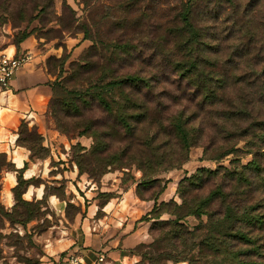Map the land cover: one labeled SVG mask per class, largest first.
Segmentation results:
<instances>
[{
	"label": "rangeland",
	"instance_id": "rangeland-1",
	"mask_svg": "<svg viewBox=\"0 0 264 264\" xmlns=\"http://www.w3.org/2000/svg\"><path fill=\"white\" fill-rule=\"evenodd\" d=\"M186 2L0 0V43L21 47L25 41L32 42L31 55L42 56L54 82L69 78L86 60L94 63L92 71L84 76L96 74L112 55L111 48L100 46L102 41L113 44V49L115 43L124 42L138 47L131 48V54L124 53L121 67L119 62L115 65L123 73L138 72L152 79L153 89L143 94H147L144 98L152 118L159 116L154 119L157 128L147 121L138 124L134 133L117 125L95 105L87 107L82 116L66 118L96 122V137L79 133L82 128L64 133L52 115L47 121L51 136L21 125L23 140L34 146L35 154L51 159L50 175H41L33 183L44 185L47 197L50 195L58 205L21 201L12 213L10 192H2V200L7 203L0 206V264H58L70 253L84 254L87 248L91 253L100 251L96 237L90 233V226L96 225L92 221L102 218L104 206L113 198L119 200L131 187L139 202L124 214L130 226L123 231L119 224L122 218L115 216L102 225V230L106 236L115 237L140 226L146 241L133 247L139 254V264H264V171L255 174L247 168L256 154L264 156V141L253 135L259 131L254 117L260 120L264 115V102L258 103L256 87L259 74L264 77V0H199L194 8L195 23L205 38L201 51L212 56L206 70L214 79L227 82L220 90L221 99L206 106L201 105L200 96L187 90L186 80L179 82L170 63L173 54L164 53L178 40L171 27ZM94 45H99L98 50L89 57ZM241 103L247 105V112L238 115ZM183 107L195 126L191 129L194 141L187 146L170 128L171 115ZM228 115L231 120L225 122ZM46 138L52 144H46ZM98 138L108 143L105 154L113 156L110 165L99 163L89 154ZM225 146L236 151L213 158ZM235 168L245 170L251 179L243 178V183L237 184L230 177ZM203 169L217 171L210 178L203 174L207 177L196 188L189 179ZM71 170L76 172L75 178L70 177ZM4 177L6 185L13 182L11 171ZM235 186L237 191L228 198L237 201L239 212L252 208L253 216L262 217L261 223L238 222L251 242L221 232L224 205L218 199L207 208L210 213L201 216L186 214L185 205H175L183 202L181 194L189 202L217 187L231 192ZM120 202L127 205L125 200ZM30 211L32 219L26 224L8 218L19 214L25 217ZM173 212L184 214L176 226L172 224L177 217Z\"/></svg>",
	"mask_w": 264,
	"mask_h": 264
},
{
	"label": "trees",
	"instance_id": "trees-1",
	"mask_svg": "<svg viewBox=\"0 0 264 264\" xmlns=\"http://www.w3.org/2000/svg\"><path fill=\"white\" fill-rule=\"evenodd\" d=\"M199 0H187L181 11L179 12L178 18L175 20L172 32L178 40H175L172 48H165L164 53H172L174 59L170 60V63L177 71L179 76V82L186 80L185 87L188 91L192 92L195 97L200 96V103L203 106L212 104L217 100L221 99L223 95L221 89L227 84L224 78L214 79V76L211 72L207 71V63H211L212 56H207L202 53L201 49L203 47L204 37L203 31L195 23L194 8L198 4ZM170 33V32H169ZM100 43V42H99ZM99 46V45H98ZM98 46L91 47L90 57L93 56L94 51L98 50ZM100 46L105 48H111L112 55L107 57L106 65H102L96 74L93 76H84L85 73L92 71L93 67H90L94 62L91 60H86V64H80L77 68L74 69L73 74L69 78H65L62 81L54 82L52 81V98L48 104L47 110V121L49 115H52L56 119L57 127L64 133H70L76 131L79 128L82 130L79 131L81 134H90L97 136V130L94 127L95 123L93 122H72L68 121V117H79L85 113L86 108H92L95 105L97 108H100L102 111H106L108 115L116 122L117 125H121L126 131L134 133L136 131L137 125L143 122L149 123L150 126L156 127L154 119H158L159 116H154L152 118L150 115V107L146 105L145 98L146 96L143 93L151 91L154 87V82L148 76H143L138 72H126L123 73L120 71V67L123 65L122 61L124 60V53L131 54V48L139 49L136 46L130 45L128 42L124 43H115L114 49L113 44H106L101 42ZM19 49L20 47L17 46ZM166 49H171L167 52ZM119 62V66L115 63ZM206 63V66L204 65ZM114 63V65L112 64ZM262 73V72H260ZM84 76V78H83ZM107 79V81H105ZM105 81V82H103ZM217 82V83H216ZM257 87V99L258 103L262 104L264 102V77L263 74H259V80L256 84ZM184 88L180 87L179 90L183 91ZM185 91V90H184ZM237 105L239 103H236ZM238 106V115L245 114L247 112V105ZM260 107V105H259ZM244 109V110H243ZM194 114H192L193 116ZM231 115L225 119V122L231 120ZM245 118V117H244ZM193 117L191 114L186 113V108H181L178 111H175L170 117V128L175 132L176 136L179 138L182 145H190L194 141L195 134L191 132V129H195L194 124L192 123ZM254 124L258 126V132H253L256 135L259 141H264V115L261 116L260 120L254 117ZM26 124L27 129L35 128L30 127L25 121L21 122V125ZM21 125L19 127V137L17 141L27 146L31 150V157H41L46 158L48 155L39 156L35 154V148L30 143L23 140V132ZM157 128V127H156ZM257 128H255L256 130ZM254 130V131H255ZM156 131V130H155ZM149 139V136H146ZM108 149V143L106 140L98 138V143L94 144L93 148L89 152L90 156L93 159H97L99 163H106L110 165L113 162V156L105 154ZM235 150L232 146H225V148L218 154V156L213 158H221L225 155L233 153ZM258 151V150H256ZM0 169L3 165L12 166L10 162L7 161L5 153L0 152ZM264 156L255 155L252 162L249 163L248 169H251V173L257 172L260 174L264 171ZM80 166V165H79ZM243 166V165H242ZM81 168V167H80ZM18 170V183L13 188L16 203L12 207V213H15V210L18 208V205L21 201L26 204H30V200L23 198V193L25 192L29 183H32V180L25 179L22 176V170ZM217 170L214 169H203L198 173L191 176L189 182L192 186L199 188L204 179L208 176L210 178L212 173H215ZM203 174L207 176H203ZM249 174V173H248ZM230 177L233 180H237V184L241 185L243 181L241 179L249 180L247 178V173L245 170H238L235 168L230 171ZM202 182V183H201ZM238 187H234L231 192L224 190L222 187H217L208 195L196 199L193 197L189 202L185 194H181L183 202L181 204H175L183 208V205L187 207L186 214H195L201 216L203 213L207 212V208L215 200H220L221 204L224 205V211L221 216V232L224 235H234L235 237L239 236L240 238L246 237V231L242 226L238 225V222H249V223H261L262 217H256L252 215V208L239 212L238 203L236 200L229 199L230 196L237 191ZM1 190V185H0ZM137 191H140V184L138 185ZM240 193V192H237ZM139 194V193H138ZM47 192L45 197L41 200L35 201L39 205H44L46 202ZM142 197V196H141ZM229 197V198H228ZM2 202L0 200V206ZM252 207V206H251ZM1 211L3 209L0 207ZM174 215H177L176 219L172 224L174 226L179 224V220L183 218L184 214L173 212ZM185 214V215H186ZM31 211L26 214L25 217H19L16 215H11L8 218L13 221V223L26 224L32 218ZM169 223V222H168ZM220 228V227H218ZM247 241L248 238H244ZM201 245V243L199 244Z\"/></svg>",
	"mask_w": 264,
	"mask_h": 264
},
{
	"label": "crops",
	"instance_id": "crops-1",
	"mask_svg": "<svg viewBox=\"0 0 264 264\" xmlns=\"http://www.w3.org/2000/svg\"><path fill=\"white\" fill-rule=\"evenodd\" d=\"M33 47V43L30 41L23 42L19 49L12 43H0V58L5 54L11 56L30 53V59L17 70L10 85L8 87L0 86V152L5 153L7 161L12 164L11 168L8 165H3L0 169V200L4 205L7 203L2 200V192L6 189L9 190L10 199L12 200V203L9 205L12 207L16 203L13 190L18 183V170L16 169L22 170L23 178L32 180V183H29L23 193V198L30 201L41 200L46 194V187L44 185L43 187L35 185L33 180L41 177V175H44L45 178V174L50 175L53 170L50 158L38 159L31 157V150L17 141L22 121H25L30 127L38 128L45 135H52V130L47 126V110L52 96L50 83L53 80L51 74L47 71L42 56L36 57L31 55V52L33 53L34 51ZM49 140V138H46V144L48 145L52 144L51 141L49 143ZM8 171H11V175L13 174V182H10V185H6V182L2 180V178L6 179L4 174ZM71 173L70 177L75 178L76 172L71 170ZM112 200L104 206L103 217L96 220L93 219L92 222H96V225L93 223L90 226V233L96 237L95 242L99 246L96 248L101 250L91 253L89 252L91 249L87 248L84 254L79 255H85V258L89 259L95 257L100 252H104L107 264H139V254L133 247L140 242L146 241L145 236L143 237L142 235L143 232L140 226L128 231L126 235L115 237L106 236L102 230V225H107L115 216H120L122 221H119V224H121L122 230L126 231L131 222L130 220L128 221V216L125 217L124 214L131 211L130 206L133 208L134 206L138 207L139 199L137 200L133 187H131L119 197V200ZM120 200H125L127 205L122 206ZM46 201L52 207L53 204L58 205L50 195H48ZM94 214L93 212L92 216ZM96 231L101 232L97 233ZM85 233H88L87 230H85ZM87 239L89 240L90 238L87 237ZM72 242H75L74 239H72ZM54 261H57V258ZM61 262L62 264H69L68 257L65 259L61 258ZM61 262H58V264H61Z\"/></svg>",
	"mask_w": 264,
	"mask_h": 264
},
{
	"label": "built area",
	"instance_id": "built-area-1",
	"mask_svg": "<svg viewBox=\"0 0 264 264\" xmlns=\"http://www.w3.org/2000/svg\"><path fill=\"white\" fill-rule=\"evenodd\" d=\"M30 55L24 53L21 55H3L0 58V86L8 87L17 70L22 67L28 60ZM69 264H107L106 254L100 252L93 258H85L79 254H70L68 256Z\"/></svg>",
	"mask_w": 264,
	"mask_h": 264
}]
</instances>
